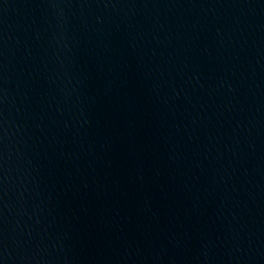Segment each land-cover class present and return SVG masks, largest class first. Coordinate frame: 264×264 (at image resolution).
I'll return each mask as SVG.
<instances>
[{"label": "water", "instance_id": "1", "mask_svg": "<svg viewBox=\"0 0 264 264\" xmlns=\"http://www.w3.org/2000/svg\"><path fill=\"white\" fill-rule=\"evenodd\" d=\"M264 17V0H0V172Z\"/></svg>", "mask_w": 264, "mask_h": 264}]
</instances>
